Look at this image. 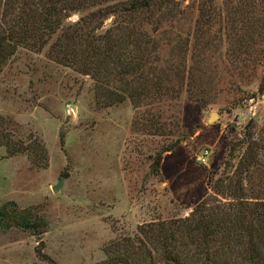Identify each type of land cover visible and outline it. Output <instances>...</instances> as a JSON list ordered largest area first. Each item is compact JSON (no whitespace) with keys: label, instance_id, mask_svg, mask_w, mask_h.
<instances>
[{"label":"rangeland","instance_id":"374dc122","mask_svg":"<svg viewBox=\"0 0 264 264\" xmlns=\"http://www.w3.org/2000/svg\"><path fill=\"white\" fill-rule=\"evenodd\" d=\"M226 1L188 0L183 16L163 27L161 55L177 60L184 51L175 43L183 45L187 65L206 83L142 116L161 126L160 134L138 130L144 122L129 100L98 104L95 82L51 60L47 49L9 57L0 71V115L9 119L12 149L31 148L12 155L0 145V207L15 202L46 226L38 235L0 230V264H106L108 245L133 237L142 224L184 218L212 195L244 153L240 146L231 159L248 129L264 138L263 73L229 50L222 20L195 42L199 4L223 17ZM214 113L219 117L210 122ZM204 149L211 154L200 165ZM61 177L63 188L54 193Z\"/></svg>","mask_w":264,"mask_h":264},{"label":"trees","instance_id":"16d2710c","mask_svg":"<svg viewBox=\"0 0 264 264\" xmlns=\"http://www.w3.org/2000/svg\"><path fill=\"white\" fill-rule=\"evenodd\" d=\"M186 1L5 0L0 71L20 49H47L51 60L95 82L98 104L112 107L129 100L135 119L144 122L138 130L160 134L161 126L142 116L206 83L204 73L187 65L183 45L175 43L174 50L184 51L174 53L177 60L161 55L163 27L183 16ZM221 20L229 50L235 48L241 63L253 61L254 70L263 73L259 92L264 95V0L226 1L223 17L199 4L195 42ZM8 125L0 115V145L12 155L28 153L29 145L12 149ZM240 146L244 153L231 175L213 185L212 195L184 218L142 224L133 237L108 245L106 264H264V138L256 140L248 129L234 144L231 159ZM168 151L158 155L157 172ZM45 224L15 202L0 207V230L16 227L38 235Z\"/></svg>","mask_w":264,"mask_h":264},{"label":"built area","instance_id":"2783aa9c","mask_svg":"<svg viewBox=\"0 0 264 264\" xmlns=\"http://www.w3.org/2000/svg\"><path fill=\"white\" fill-rule=\"evenodd\" d=\"M210 154H211V150L210 149H204L198 156H197V162L200 164V165H206L208 160H209V157H210Z\"/></svg>","mask_w":264,"mask_h":264},{"label":"water","instance_id":"95a60500","mask_svg":"<svg viewBox=\"0 0 264 264\" xmlns=\"http://www.w3.org/2000/svg\"><path fill=\"white\" fill-rule=\"evenodd\" d=\"M217 117H219V115L218 114H216V113H214V114H212V116L210 117V122H213V121H215L216 119H217ZM63 184H64V179L61 177L60 179H59V182H58V184L57 185H55L54 187H53V191H54V193H58V192H60L61 190H62V188H63Z\"/></svg>","mask_w":264,"mask_h":264}]
</instances>
